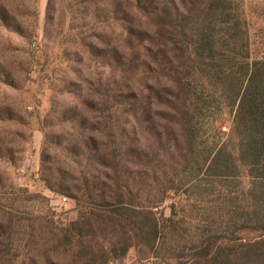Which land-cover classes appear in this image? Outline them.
<instances>
[{
    "label": "trees",
    "instance_id": "1",
    "mask_svg": "<svg viewBox=\"0 0 264 264\" xmlns=\"http://www.w3.org/2000/svg\"><path fill=\"white\" fill-rule=\"evenodd\" d=\"M63 2L77 45H111L119 29L127 53L87 81L92 118L74 106L60 119L70 141L45 139L41 178L77 215L51 220L44 264H123L131 250L155 264H264V51H252L242 4ZM13 14L0 3V27L16 26Z\"/></svg>",
    "mask_w": 264,
    "mask_h": 264
},
{
    "label": "rangeland",
    "instance_id": "2",
    "mask_svg": "<svg viewBox=\"0 0 264 264\" xmlns=\"http://www.w3.org/2000/svg\"><path fill=\"white\" fill-rule=\"evenodd\" d=\"M237 1L250 24L252 51H264V0ZM0 3L11 5L16 18V26L0 27V264H24L29 258L44 264L41 253L47 232L53 229L51 220L55 227L75 220L77 215L76 203L50 191L41 178L45 139L51 133L62 146L70 141L65 133L73 134L72 126L61 124L60 119L74 106L86 120L92 118L82 104L89 99L87 81L98 70L109 75V66H118L127 51L119 29L110 37L111 45L109 38H89L85 45H77L76 22L63 0L53 5L52 23L47 21L48 0ZM99 31L97 28V35ZM111 55H116V60ZM208 133L212 140L215 132ZM71 143L75 142L71 139ZM170 206L171 201H166L159 211L168 216ZM182 208L190 207L182 202L178 211ZM123 264L155 263L131 250Z\"/></svg>",
    "mask_w": 264,
    "mask_h": 264
},
{
    "label": "built area",
    "instance_id": "3",
    "mask_svg": "<svg viewBox=\"0 0 264 264\" xmlns=\"http://www.w3.org/2000/svg\"><path fill=\"white\" fill-rule=\"evenodd\" d=\"M67 200V198H63V201L65 202Z\"/></svg>",
    "mask_w": 264,
    "mask_h": 264
}]
</instances>
